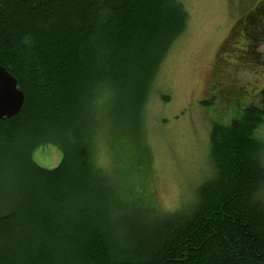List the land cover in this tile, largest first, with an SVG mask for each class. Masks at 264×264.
I'll return each instance as SVG.
<instances>
[{
  "label": "trees",
  "instance_id": "1",
  "mask_svg": "<svg viewBox=\"0 0 264 264\" xmlns=\"http://www.w3.org/2000/svg\"><path fill=\"white\" fill-rule=\"evenodd\" d=\"M253 10L263 28V3ZM186 20L177 0H0V66L24 97L0 120V162H19L0 171V264H264V87L259 105L235 100L240 114L212 123L213 171L191 206L151 212L165 215L153 224L125 208L142 203L125 187L145 161L139 118ZM102 133L118 182L94 161ZM46 145L61 153L56 167L33 161Z\"/></svg>",
  "mask_w": 264,
  "mask_h": 264
},
{
  "label": "rangeland",
  "instance_id": "2",
  "mask_svg": "<svg viewBox=\"0 0 264 264\" xmlns=\"http://www.w3.org/2000/svg\"><path fill=\"white\" fill-rule=\"evenodd\" d=\"M177 1L187 14L185 30L172 45L152 82L139 118L138 147L145 157L143 169L138 173L132 171L139 179L125 186L142 200L139 205L125 203L127 213L138 214L152 224L165 216L160 214L184 212L191 206L200 184L213 171L208 160L210 127L213 122L226 123L237 114L228 113L218 100L202 101L211 91V84L218 80L216 62L234 57L231 79L234 101L239 107L259 105L260 90L264 87V42L256 45L254 37L257 29L264 33V27L254 25L259 12L252 11L259 0ZM249 11L252 14L248 19L236 24ZM240 31L247 36L243 43L248 46V54L243 50ZM238 64H247L249 69ZM257 132V138L264 142V118ZM93 155L108 181L118 182L125 175V171H113L114 159L105 134L95 138ZM32 156L35 164L44 169L56 167L61 160L60 151L48 145L35 150ZM260 156L264 167V150ZM134 159V155L133 158L128 155L124 161L123 168L128 173V165ZM18 163L16 153H12L10 158L2 159L0 171H18ZM259 194L264 201V186ZM145 207L152 211H146Z\"/></svg>",
  "mask_w": 264,
  "mask_h": 264
},
{
  "label": "flooded vegetation",
  "instance_id": "3",
  "mask_svg": "<svg viewBox=\"0 0 264 264\" xmlns=\"http://www.w3.org/2000/svg\"><path fill=\"white\" fill-rule=\"evenodd\" d=\"M263 3L264 0H259L258 3ZM250 13V12H249ZM242 41H245L242 33H239ZM258 41L264 42V33L261 32L258 34ZM234 43V36L232 39ZM243 48H247V44H242ZM240 68H243L242 64H238ZM215 72L218 75V80L211 84V91L208 93V96L202 101L204 103L209 102L212 99L218 100L224 107L227 108L228 113L234 112V80L231 79V75H234V57L231 60L220 59L216 62ZM227 74V75H226ZM214 103H216L214 101Z\"/></svg>",
  "mask_w": 264,
  "mask_h": 264
},
{
  "label": "water",
  "instance_id": "4",
  "mask_svg": "<svg viewBox=\"0 0 264 264\" xmlns=\"http://www.w3.org/2000/svg\"><path fill=\"white\" fill-rule=\"evenodd\" d=\"M23 100V93L17 89L16 80L0 66V120L16 116Z\"/></svg>",
  "mask_w": 264,
  "mask_h": 264
}]
</instances>
